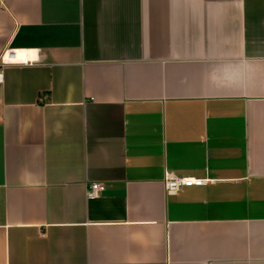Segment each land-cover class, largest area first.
<instances>
[{
    "label": "crops",
    "instance_id": "1",
    "mask_svg": "<svg viewBox=\"0 0 264 264\" xmlns=\"http://www.w3.org/2000/svg\"><path fill=\"white\" fill-rule=\"evenodd\" d=\"M0 75V264H264V0H0Z\"/></svg>",
    "mask_w": 264,
    "mask_h": 264
},
{
    "label": "built area",
    "instance_id": "2",
    "mask_svg": "<svg viewBox=\"0 0 264 264\" xmlns=\"http://www.w3.org/2000/svg\"><path fill=\"white\" fill-rule=\"evenodd\" d=\"M2 63L7 64L10 63V61L5 60V56H4L2 59ZM1 83L2 82L0 81V85ZM207 183H209V180L193 178V177H179L171 172H166L164 178V186L166 193L168 195H176L180 190H182L185 187L204 186ZM106 188H107L106 185L103 183L96 182L90 184L86 188V192H85L86 199L90 201L98 198L99 195L106 190Z\"/></svg>",
    "mask_w": 264,
    "mask_h": 264
},
{
    "label": "bare ground",
    "instance_id": "3",
    "mask_svg": "<svg viewBox=\"0 0 264 264\" xmlns=\"http://www.w3.org/2000/svg\"><path fill=\"white\" fill-rule=\"evenodd\" d=\"M27 54L24 51H19L17 54L15 52H10L9 54L5 55V60L10 62H17V61H23L24 58H26Z\"/></svg>",
    "mask_w": 264,
    "mask_h": 264
}]
</instances>
